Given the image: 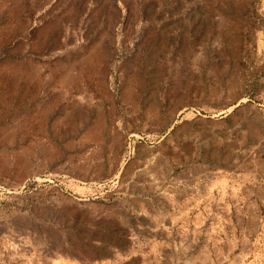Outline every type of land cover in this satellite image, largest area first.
<instances>
[{
  "label": "rangeland",
  "instance_id": "obj_1",
  "mask_svg": "<svg viewBox=\"0 0 264 264\" xmlns=\"http://www.w3.org/2000/svg\"><path fill=\"white\" fill-rule=\"evenodd\" d=\"M0 264H264V0H0Z\"/></svg>",
  "mask_w": 264,
  "mask_h": 264
}]
</instances>
